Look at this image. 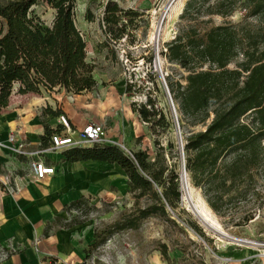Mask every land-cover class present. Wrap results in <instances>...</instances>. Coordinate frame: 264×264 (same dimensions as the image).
<instances>
[{
    "label": "trees",
    "instance_id": "obj_1",
    "mask_svg": "<svg viewBox=\"0 0 264 264\" xmlns=\"http://www.w3.org/2000/svg\"><path fill=\"white\" fill-rule=\"evenodd\" d=\"M41 3L54 10L50 24L35 10ZM76 3L0 0V115L16 88L22 95L61 89L80 95L97 87L95 67L87 60V41L76 24ZM238 11L243 17L233 22L230 18ZM143 16L118 0H106L101 29L108 40L134 43L137 36L133 32L137 22L144 21ZM216 17L223 21L217 23ZM87 19L96 20L91 7ZM178 26L177 35L165 44L164 55L187 75L184 82L171 83L169 90L183 120L191 126H205L186 137V168L211 208L220 213L223 203L232 202L250 188L264 164V0H187ZM132 107L149 124L156 147L153 159L145 151L129 155L108 144L69 147L63 152L70 162L97 160L120 165L134 199L133 206L104 230H94V240L85 250L87 258L112 235L138 231L150 218L159 219L167 232L172 228L198 245L169 211L177 208L183 197L179 173L168 161L163 145L171 132V121L152 96ZM62 112L49 107L43 116ZM44 127L42 146H47L54 129L45 120ZM99 209L90 204L89 197L72 200L63 208L69 217L57 215L46 225L44 236H51L58 228L83 224ZM190 226L207 238L197 223ZM174 242V247L188 254L178 239ZM157 244L162 257L171 261L170 245ZM199 263L208 264L204 259Z\"/></svg>",
    "mask_w": 264,
    "mask_h": 264
},
{
    "label": "rangeland",
    "instance_id": "obj_2",
    "mask_svg": "<svg viewBox=\"0 0 264 264\" xmlns=\"http://www.w3.org/2000/svg\"><path fill=\"white\" fill-rule=\"evenodd\" d=\"M118 1L125 8H135L144 13V21L137 22L138 27L133 32L137 36L135 42L130 43L129 39L120 43L108 40L100 24L106 0H77L76 24L87 41V60L95 67L94 76L98 85L94 90L80 94L81 96L65 89L43 91L41 96L61 101L73 111L75 118L82 119L84 123H104L108 130V145L119 146L129 155L142 150L153 159L156 147L149 124L142 121L132 107L133 103L139 106L152 96L171 121V132L163 140V145L167 149L168 161L179 173L183 193L181 204L175 209L169 208V211L186 228L188 237L198 245L172 228L167 232L159 219L150 218L138 231L112 235L98 249L92 250L87 258L84 249L90 248L94 230H104L123 210L133 206L134 199L129 191L128 178L119 167L107 171L111 180L105 193L89 197L90 204L100 209L93 211L85 223L72 229H58L54 232V237L44 238L43 231L40 232L38 228L48 221H39L35 216L30 221L31 224H28L23 244H13L12 238L0 243V264H40L45 260L59 262L58 264H200L201 259L208 264H264V164L250 188L232 202L223 203L220 213L211 208L202 190L193 184L186 168V137L190 131L202 130L205 126L189 125L183 120L174 100V105L172 104L169 86L179 80L184 82L187 72L179 65L169 62L164 55L166 42L178 33L179 15L184 7L179 14L169 18L177 0ZM89 7L96 16L93 22L87 19ZM35 10L47 24L51 23L54 18L53 9L41 3ZM242 17L243 12L238 11L230 20L238 22ZM215 19L217 23L223 21L222 17ZM20 95L16 93V97ZM130 129L133 130L132 133ZM19 171L22 170L8 173L9 187L4 186L0 180V226L4 222L2 215L5 216L3 203L6 195L11 198L16 196L17 189L13 179ZM183 173L185 179L181 177ZM186 180L187 186L192 187L189 188L188 195L184 185ZM196 204L206 205L210 209L228 238L215 233L203 222L194 210ZM21 208L28 219L36 215V212L29 209L26 200ZM54 209L55 207L51 208L52 213L55 212ZM57 214L69 217L66 212L59 211ZM191 223H197L207 238L196 233L191 228ZM175 239H178V245H182L188 254L173 246V243L177 245ZM158 241L170 245L171 261L165 260L156 249Z\"/></svg>",
    "mask_w": 264,
    "mask_h": 264
},
{
    "label": "crops",
    "instance_id": "obj_3",
    "mask_svg": "<svg viewBox=\"0 0 264 264\" xmlns=\"http://www.w3.org/2000/svg\"><path fill=\"white\" fill-rule=\"evenodd\" d=\"M16 90L17 88L14 90L9 106L0 115V180L3 184L4 182L8 184L10 171L17 169L22 171L16 173L13 179V184L17 189L15 190L16 196L11 198L6 195L7 198L4 199L5 216L2 215L4 222L0 226V243L12 238L13 244L21 245L26 240L28 224L35 219V216L39 221L51 222L57 215L63 216L57 212H65L64 206L72 200L82 196L91 197L105 193L108 182L111 180L107 171L119 168L120 165L97 160L70 162L65 160L63 154L65 149H52L50 139L47 146H42V137L45 135L44 120L54 129V132L60 128L58 114L43 116L45 108L50 107L55 111L58 108L62 109V113L69 117L75 129L83 128L88 121L84 123L82 119L75 118L73 111L59 100L31 93L16 97ZM129 131L133 132L132 129ZM12 134L18 138H24L26 140L25 149L32 154L31 157L55 167V173L44 179H38L30 167L31 157L17 155L13 150L14 144L10 142ZM24 200L30 206L29 209L36 212L31 219L25 217L22 211L21 206ZM52 207H55L53 213L51 212ZM46 225L41 224L38 228L40 232L43 231V236ZM80 225L82 224L72 228ZM54 232L51 236H44V238L54 237ZM45 261L52 262L51 260Z\"/></svg>",
    "mask_w": 264,
    "mask_h": 264
},
{
    "label": "built area",
    "instance_id": "obj_4",
    "mask_svg": "<svg viewBox=\"0 0 264 264\" xmlns=\"http://www.w3.org/2000/svg\"><path fill=\"white\" fill-rule=\"evenodd\" d=\"M58 123L60 128L52 133L50 139L51 147L54 150H60L66 147H88L94 144H107L108 130L104 123L89 121L83 128L75 129L65 113L58 115ZM10 142L14 144L13 150L17 155L32 156L25 149L26 140L24 138H18L12 134L10 136ZM30 167L38 179H44L55 173V167L46 165V163L34 157H31ZM4 184L5 186H9L6 182ZM58 263L43 261L41 264Z\"/></svg>",
    "mask_w": 264,
    "mask_h": 264
},
{
    "label": "bare ground",
    "instance_id": "obj_5",
    "mask_svg": "<svg viewBox=\"0 0 264 264\" xmlns=\"http://www.w3.org/2000/svg\"><path fill=\"white\" fill-rule=\"evenodd\" d=\"M185 0H177L174 4V9L173 11L170 13L169 18L174 17L175 15L179 14L180 11L182 10V8L184 7ZM184 185L186 186L187 191V195L189 194V188L192 189L191 185H188V180H186V182H184ZM191 193V192H190ZM189 198V197H188ZM197 205V204H196ZM201 218L203 219V221L210 225L214 230H216L217 232L222 233V229L220 224L217 222V220L215 219V217L213 216V214L211 213L210 209L208 207H206V205L202 206L201 208Z\"/></svg>",
    "mask_w": 264,
    "mask_h": 264
},
{
    "label": "water",
    "instance_id": "obj_6",
    "mask_svg": "<svg viewBox=\"0 0 264 264\" xmlns=\"http://www.w3.org/2000/svg\"><path fill=\"white\" fill-rule=\"evenodd\" d=\"M168 93H169V96H170V99H171V101H172V104L174 105V103H173V98H172V95H171V93H170V90L168 89ZM181 177H182V179H185L186 178V176H185V174L183 173L182 175H181ZM201 208H202V205L201 206H199V205H194V210L197 212V214L199 215V217L201 218ZM202 219V218H201ZM203 220V219H202ZM204 222V221H203ZM205 223V222H204ZM206 224V223H205ZM207 226H209L215 233H217V234H220L222 237H225V238H228V235L224 232V231H222V233H220V232H217L216 230H214L210 225H208V224H206Z\"/></svg>",
    "mask_w": 264,
    "mask_h": 264
}]
</instances>
